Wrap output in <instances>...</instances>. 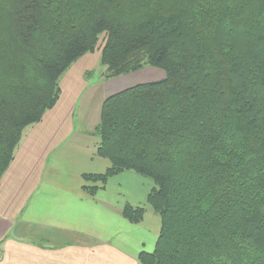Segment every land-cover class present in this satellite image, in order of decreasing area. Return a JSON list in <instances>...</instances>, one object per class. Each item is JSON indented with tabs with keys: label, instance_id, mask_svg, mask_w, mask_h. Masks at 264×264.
Returning <instances> with one entry per match:
<instances>
[{
	"label": "trees",
	"instance_id": "trees-1",
	"mask_svg": "<svg viewBox=\"0 0 264 264\" xmlns=\"http://www.w3.org/2000/svg\"><path fill=\"white\" fill-rule=\"evenodd\" d=\"M102 35L103 78L165 72L103 99L109 166L82 173L91 194L124 170L152 180L160 229L137 264H264V0H0V179Z\"/></svg>",
	"mask_w": 264,
	"mask_h": 264
},
{
	"label": "crops",
	"instance_id": "crops-1",
	"mask_svg": "<svg viewBox=\"0 0 264 264\" xmlns=\"http://www.w3.org/2000/svg\"><path fill=\"white\" fill-rule=\"evenodd\" d=\"M86 56L65 70L61 84L66 90L60 87L54 106L25 129L0 179V264H137L140 251L154 249L160 217L146 201L150 178L124 170L94 194L83 187L82 173L109 166L96 154L94 127L103 99L116 92L96 102L93 118L79 116L84 124H75L73 98L89 86L85 71L91 64L75 68L83 57L88 62ZM157 75L154 79L165 72ZM135 81L116 90L152 80ZM126 202L144 208L141 221L122 215Z\"/></svg>",
	"mask_w": 264,
	"mask_h": 264
},
{
	"label": "rangeland",
	"instance_id": "rangeland-1",
	"mask_svg": "<svg viewBox=\"0 0 264 264\" xmlns=\"http://www.w3.org/2000/svg\"><path fill=\"white\" fill-rule=\"evenodd\" d=\"M102 41H103V35L100 37L97 48L94 50V52L86 53L87 54L86 59L88 58V62H86L85 58L83 57L81 58V61L78 64L79 66H76L75 68L76 70H81L83 67H88L89 63L91 64V66L88 67L89 69L85 71V76L88 78L90 83L89 86L85 87V85H83L81 87L83 93L78 95L76 99L73 98L75 100L72 103L75 111L74 114L75 124H80V123L81 125L84 124L83 122H81V120L83 121L84 117H82L80 120L79 116L87 115L88 117L89 114L91 115V118H93V116H95L96 102L98 103L100 98L106 96L108 92L117 91L116 89L118 88V85L128 84L135 80H148V79L157 80V78L154 79L155 77L159 76L157 74L160 72H164V70L161 68L151 65H144L141 69L137 71L129 72L126 74H122L121 76H116L112 78H103V73L105 72V66L99 63V52ZM90 71L91 73H89ZM66 74L67 72H65L62 75L59 82L61 91L63 92L66 90V88L62 86L61 81ZM76 74L78 76L81 75L79 71ZM98 114L100 117L99 107H98ZM28 127L29 126H27L25 129H27ZM25 129L23 132L26 131Z\"/></svg>",
	"mask_w": 264,
	"mask_h": 264
}]
</instances>
